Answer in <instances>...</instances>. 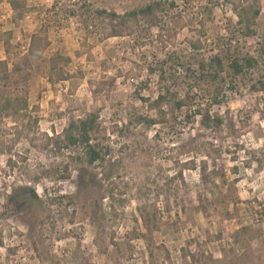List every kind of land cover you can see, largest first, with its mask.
<instances>
[{
  "label": "rangeland",
  "instance_id": "rangeland-1",
  "mask_svg": "<svg viewBox=\"0 0 264 264\" xmlns=\"http://www.w3.org/2000/svg\"><path fill=\"white\" fill-rule=\"evenodd\" d=\"M10 1L0 0V62L13 69L35 34L51 45L7 87L28 107L0 118V264H264V0L251 36L235 0H21L19 13ZM154 3V26L140 17L132 35L111 36L109 13ZM57 55L67 62L54 72ZM219 55L228 82L215 105L216 72L200 65ZM248 56L258 65L235 80L228 59ZM175 65L186 84L175 93L192 86L221 126L186 110L138 123L160 119L141 98L155 100L160 71ZM95 112L101 159L90 165L83 146L57 138Z\"/></svg>",
  "mask_w": 264,
  "mask_h": 264
},
{
  "label": "trees",
  "instance_id": "trees-1",
  "mask_svg": "<svg viewBox=\"0 0 264 264\" xmlns=\"http://www.w3.org/2000/svg\"><path fill=\"white\" fill-rule=\"evenodd\" d=\"M227 3H233L234 0H226ZM27 1L11 0L10 5L12 9L19 13L24 11ZM234 6L236 7V14L240 25L244 28L245 34L251 36L254 34L253 28L261 16V7L258 0H254L253 4H249V0H235ZM162 5L160 3H154L147 5L146 7L132 12L118 15L116 13H109L108 17L111 19V36L112 37H125L134 33V23H137L140 17H144L146 22L150 26H154L158 21V15L161 11ZM102 14H107L103 12ZM3 40L6 51L8 54L11 52V37ZM50 41L47 37H42L40 34H35L31 39V45L28 53L23 57L22 61L15 64L13 69H10L8 62H0V118L10 119L20 117L28 107V99L24 96H13L7 90L8 85L17 77L22 76L25 72L31 71L35 63L42 57L43 52L50 46ZM229 71L231 77L236 80L247 72V70L254 69L258 65V61L248 56L244 59V64H241V59L229 58ZM66 63L67 61L60 55L54 56L50 59V70L56 71L60 68L61 62ZM175 64V62H174ZM171 68V72L161 70L159 79L162 86L161 91L155 100H149L147 98H141L143 102L152 112H157L159 118H152L150 116H141L139 118V124H148L149 126H157L165 123L164 118L170 117L171 121H176L177 115L183 114V111H189L193 116L201 117V124L204 127H219L223 124L222 120L212 116L211 110L205 108L199 102L196 97L192 96L193 89L187 88L186 97H179V93H175L174 88L176 86L186 85L185 82L178 83V66ZM213 70L216 72V77L219 81L220 88L217 89L218 94L215 98V105L219 104L220 96L222 95L223 88L227 85V78L225 74V61L221 55L217 56L212 60V64L207 65L204 62L200 65V72L202 75ZM152 73H156L155 70H151ZM181 76V75H180ZM59 80H66L63 74L59 77ZM174 85V86H173ZM176 85V86H175ZM189 115L186 116L188 118ZM100 119V113H90L86 118L72 121L67 129L64 130L63 136L57 139L60 145L67 150L79 148L83 146L86 150L87 161L90 165L95 164L101 159L99 151L92 145L93 136L98 130V121ZM190 120V119H189ZM12 166L16 164L10 160ZM69 179V178H68ZM17 195L14 192V196ZM146 230L153 233V227H151V215L146 220ZM195 259V256H194Z\"/></svg>",
  "mask_w": 264,
  "mask_h": 264
}]
</instances>
